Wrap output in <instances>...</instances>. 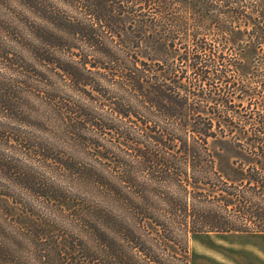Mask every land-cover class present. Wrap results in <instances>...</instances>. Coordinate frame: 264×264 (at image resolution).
<instances>
[{
    "label": "trees",
    "instance_id": "obj_1",
    "mask_svg": "<svg viewBox=\"0 0 264 264\" xmlns=\"http://www.w3.org/2000/svg\"><path fill=\"white\" fill-rule=\"evenodd\" d=\"M4 1L0 264H191L192 235L264 234V0Z\"/></svg>",
    "mask_w": 264,
    "mask_h": 264
},
{
    "label": "rangeland",
    "instance_id": "obj_2",
    "mask_svg": "<svg viewBox=\"0 0 264 264\" xmlns=\"http://www.w3.org/2000/svg\"><path fill=\"white\" fill-rule=\"evenodd\" d=\"M264 11V9H259ZM264 17V14L259 15ZM21 19L20 8L17 2H5L0 0V43L5 42L8 36L11 46H15L17 31L14 26L8 23L17 22ZM6 44V43H5ZM246 37L243 34H235L228 38L227 45L241 51L245 48ZM1 46V45H0ZM5 47L0 48V71L6 63L3 55L5 52H14ZM17 48V47H16ZM14 50V51H13ZM246 59L245 66L255 55L253 48H246L243 52ZM12 57V55H10ZM246 68L243 69V73ZM29 90H31L29 88ZM36 90V89H33ZM37 94V93H36ZM29 92L25 97L24 104L26 110L23 120L24 126L28 131H34L32 125L36 124L35 118L38 116L46 117L48 112L42 105L37 95ZM37 130V129H36ZM191 264H264V234H239V233H209L196 234L190 237Z\"/></svg>",
    "mask_w": 264,
    "mask_h": 264
}]
</instances>
